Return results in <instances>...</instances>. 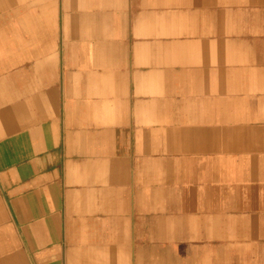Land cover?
<instances>
[{
  "label": "crops",
  "instance_id": "1",
  "mask_svg": "<svg viewBox=\"0 0 264 264\" xmlns=\"http://www.w3.org/2000/svg\"><path fill=\"white\" fill-rule=\"evenodd\" d=\"M0 264H264V0H0Z\"/></svg>",
  "mask_w": 264,
  "mask_h": 264
}]
</instances>
